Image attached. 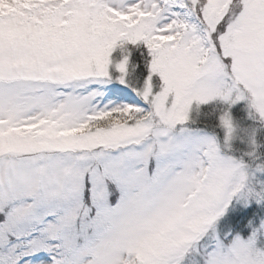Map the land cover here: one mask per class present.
Returning a JSON list of instances; mask_svg holds the SVG:
<instances>
[{
  "label": "snow or ice",
  "instance_id": "1",
  "mask_svg": "<svg viewBox=\"0 0 264 264\" xmlns=\"http://www.w3.org/2000/svg\"><path fill=\"white\" fill-rule=\"evenodd\" d=\"M0 264H264V0H0Z\"/></svg>",
  "mask_w": 264,
  "mask_h": 264
}]
</instances>
